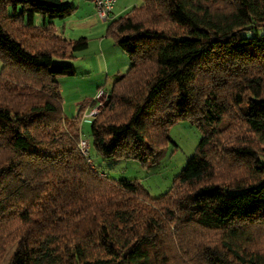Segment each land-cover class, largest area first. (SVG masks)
<instances>
[{"label":"trees","instance_id":"16d2710c","mask_svg":"<svg viewBox=\"0 0 264 264\" xmlns=\"http://www.w3.org/2000/svg\"><path fill=\"white\" fill-rule=\"evenodd\" d=\"M76 9L0 0V264H264V0H141L108 22L131 65L91 146L147 164L175 124L202 136L158 197L81 151L88 104L65 116L60 78L89 41L54 20Z\"/></svg>","mask_w":264,"mask_h":264},{"label":"crops","instance_id":"0c3cea01","mask_svg":"<svg viewBox=\"0 0 264 264\" xmlns=\"http://www.w3.org/2000/svg\"><path fill=\"white\" fill-rule=\"evenodd\" d=\"M70 2L77 7L75 13L64 19L54 20L55 29L68 39L84 37L89 41L86 49L75 53V75L60 78L63 102L67 104L68 101L71 106L69 112L75 117L83 104H88L85 112L92 108L91 103L95 102L98 90L110 93L111 89L108 87H112L118 75L128 71L131 62L126 53L106 36L108 22L99 17L94 3L90 0ZM135 5H138V0H118L113 18L125 15ZM34 21L41 24L43 18L36 15ZM1 68L0 61V70ZM83 124L84 122L81 124L82 132Z\"/></svg>","mask_w":264,"mask_h":264},{"label":"rangeland","instance_id":"374dc122","mask_svg":"<svg viewBox=\"0 0 264 264\" xmlns=\"http://www.w3.org/2000/svg\"><path fill=\"white\" fill-rule=\"evenodd\" d=\"M140 3L141 0H138V4ZM263 32L264 29H261L260 33ZM108 89L111 88L108 87ZM66 103L63 102L65 116L72 118L73 115L69 112L71 106L68 101ZM83 127L85 135L89 139L87 134H89L90 124L84 122ZM170 134L173 142L168 145L162 155L156 158V162L144 164L138 160L105 158L96 152L93 146L90 149L91 157L95 167L108 174L109 177L139 179L152 196L158 197L170 189L175 176L185 167L202 137L200 131L188 121L175 124L171 128ZM10 251L4 262H7Z\"/></svg>","mask_w":264,"mask_h":264},{"label":"built area","instance_id":"2783aa9c","mask_svg":"<svg viewBox=\"0 0 264 264\" xmlns=\"http://www.w3.org/2000/svg\"><path fill=\"white\" fill-rule=\"evenodd\" d=\"M97 8L99 17L105 22H109L113 19V10L118 0H90ZM109 99V93L104 90H98L94 100L95 105L89 111L83 114V121L91 123L93 118L101 111ZM90 139L86 136H82L80 140V149L85 155H89ZM91 162V160L89 159Z\"/></svg>","mask_w":264,"mask_h":264}]
</instances>
